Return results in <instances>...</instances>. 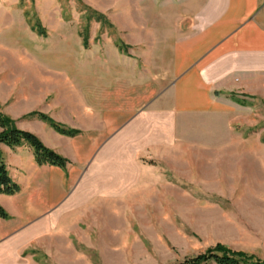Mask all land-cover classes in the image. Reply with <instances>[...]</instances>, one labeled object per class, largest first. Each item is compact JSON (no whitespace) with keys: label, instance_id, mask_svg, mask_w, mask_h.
<instances>
[{"label":"rangeland","instance_id":"1","mask_svg":"<svg viewBox=\"0 0 264 264\" xmlns=\"http://www.w3.org/2000/svg\"><path fill=\"white\" fill-rule=\"evenodd\" d=\"M192 1L0 0V110L17 127L36 111L54 118L26 110L21 97L34 83L53 90L47 101L66 118L75 52L113 48L145 66L192 30ZM230 98L172 122L136 112L124 145L105 150L124 181L45 220L27 253L39 264H172L221 243L264 259V95Z\"/></svg>","mask_w":264,"mask_h":264},{"label":"crops","instance_id":"2","mask_svg":"<svg viewBox=\"0 0 264 264\" xmlns=\"http://www.w3.org/2000/svg\"><path fill=\"white\" fill-rule=\"evenodd\" d=\"M191 4L196 6L192 30L169 50L152 49L145 66L113 48L100 54L75 52L68 64L71 100L65 105L66 118L54 115L55 100L47 101L52 89L33 83L22 94V102L29 104L26 110L42 109L79 133L61 134L38 118L18 125L66 157L64 168L38 164L29 145H0L10 175L21 187L16 194H0L10 214L0 217V264H39L25 247L30 235L44 229L45 220L58 221L85 192L115 190L124 181L108 171L105 150L124 145L119 136L136 112L172 122L179 112L220 109L232 93L264 95V0Z\"/></svg>","mask_w":264,"mask_h":264},{"label":"trees","instance_id":"3","mask_svg":"<svg viewBox=\"0 0 264 264\" xmlns=\"http://www.w3.org/2000/svg\"><path fill=\"white\" fill-rule=\"evenodd\" d=\"M104 23L109 25L108 20H104ZM35 28L39 33H44V30L41 31L40 27L35 26ZM83 42L86 47L89 45L87 37L84 38ZM30 117L48 122L57 132L64 135L74 136L79 133V130L68 127L39 111L31 113ZM0 127L2 129L0 131V145L6 144L11 148H16L26 144L33 149L35 160L38 164L57 165L62 168L67 166L69 160L66 157L48 147L37 134L17 127L14 121L1 110ZM20 188V185L10 175L8 165L2 157L0 150V194L13 195L19 192ZM0 217L5 219L10 217V214L1 203ZM210 262H215L217 264H264V259L254 254L232 250L219 243L203 253L187 257L184 260L172 264H208Z\"/></svg>","mask_w":264,"mask_h":264}]
</instances>
